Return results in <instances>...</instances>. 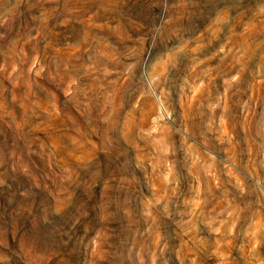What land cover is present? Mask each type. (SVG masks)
<instances>
[{
  "label": "rangeland",
  "instance_id": "1",
  "mask_svg": "<svg viewBox=\"0 0 264 264\" xmlns=\"http://www.w3.org/2000/svg\"><path fill=\"white\" fill-rule=\"evenodd\" d=\"M0 264H264V0H0Z\"/></svg>",
  "mask_w": 264,
  "mask_h": 264
}]
</instances>
